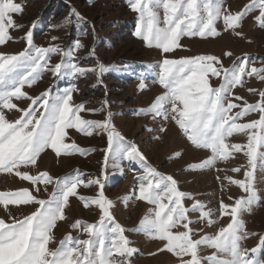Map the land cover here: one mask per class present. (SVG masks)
<instances>
[{"label":"snow or ice","instance_id":"snow-or-ice-1","mask_svg":"<svg viewBox=\"0 0 264 264\" xmlns=\"http://www.w3.org/2000/svg\"><path fill=\"white\" fill-rule=\"evenodd\" d=\"M132 12L137 13V24L134 35L142 39L146 46L156 47L163 53H170L180 46L181 37H215L219 35L216 22L223 20L224 30H235L240 27L242 19L259 9L255 17L258 26L264 28V0H251L243 11L232 14L223 8V0H128ZM163 10L161 21L159 9ZM23 7L14 0H0V45L11 37L9 28L14 25L12 14H22ZM78 16V13H74ZM161 24L163 26H161ZM34 27V25H33ZM239 35V33H237ZM55 39V38H53ZM27 47L17 54H0V172L14 173L23 181L31 183L36 192L38 185H52L53 190L48 199H39L28 189L17 192H0V205L7 210L8 205H36L31 214L22 219H13L6 223L0 219V264H131V259L138 251L130 246L131 241L125 236V229L115 221L110 209L112 202L102 191L96 198L78 197L84 207L89 204L99 208L100 217L96 223L82 224L77 220L71 225L74 230L82 229L87 239L73 238L70 234L59 242L55 250L49 248L53 241L52 230L58 221L66 219L65 208L69 198L77 196V189L91 184L103 188L102 179L84 183L79 174L54 179L47 172L29 175L21 171L30 165L37 164V158L45 149H51L57 157L70 156L84 152L74 143H65L68 129L91 136L97 129L107 134L105 162L110 157H120L129 161H139L144 175L138 178V194L135 199L154 205L149 209V216L139 221L137 232H142L150 239L161 242L158 252L167 251L180 258L181 264H264L255 256L249 257L248 250L243 249L241 242L248 237L244 231L241 215L258 205L260 197L255 189L256 171L264 173V103L245 107L235 115H229L239 105L231 102V90L243 83L242 77L255 74L264 80V68L253 67L246 73L245 64L225 68L213 55H199L180 60L164 59L158 73L159 85L165 89L164 94L155 98L147 113L154 117L169 118L179 127L186 139L194 148L210 150L211 156L191 170L209 168L217 160L226 161L233 152L246 149L245 155L249 170L244 172L243 180L226 177L236 184L245 197L236 199L234 205L219 204L220 216L230 215V222L214 236L204 235L193 239L194 230L190 227L194 221L189 213H199V222L212 226V211H205V206L195 202L190 208L183 201L191 199L178 189L177 181L170 175H163L148 166L146 158L135 144H130L111 125L110 118L104 121L84 119L81 113L86 111L84 104H73L74 86L52 95L46 90L41 96L32 98L23 91L25 86L35 84L46 69H49V58L60 53L58 47H37L33 43V32L26 36ZM79 49L81 44L76 43ZM69 49L62 57H71ZM231 55V53H225ZM215 65H220L216 67ZM57 78H75L83 75L85 69L78 67L71 60L62 59L50 69ZM99 71H104L100 66ZM223 74V75H222ZM210 77H220L219 87L210 85ZM140 90L145 88L141 77ZM250 91H252L250 89ZM261 97H264L262 92ZM29 99L32 103L27 109H20L13 102ZM236 100L241 97H235ZM36 107H33V106ZM15 109L22 114L14 122L6 119L4 110ZM94 111V110H87ZM258 111L260 119L251 123H237V120L249 112ZM111 113H109L110 117ZM259 129L257 132H250ZM161 132L165 131L161 127ZM249 133L246 145L229 144L227 138L235 133ZM180 155L179 153L176 154ZM239 172V168L233 169ZM155 177V179H152ZM165 201H167L165 203ZM152 217V218H150ZM182 227L184 231L173 232ZM264 245V237L260 238ZM200 246L214 249V253L201 258ZM259 247V246H258ZM255 254L258 248L250 250ZM155 254V253H153ZM186 258V259H185Z\"/></svg>","mask_w":264,"mask_h":264},{"label":"rangeland","instance_id":"rangeland-1","mask_svg":"<svg viewBox=\"0 0 264 264\" xmlns=\"http://www.w3.org/2000/svg\"><path fill=\"white\" fill-rule=\"evenodd\" d=\"M23 7L22 14H12L14 25L21 27L9 28L11 37L0 45V54H17L27 47L26 34L32 30L33 43L37 47H58L60 53L49 58V69H46L40 79L31 87L25 86L23 91L27 96L36 98L46 90L54 96L70 86H74L73 104H84L86 111L82 118L93 121H104L110 118L112 127L125 137L130 144H135L146 158L148 166L163 175H170L177 181L178 189L189 194L191 199L183 201L190 208L195 202L211 210L214 221L212 226L207 222H199V213H189L194 221L190 227L194 230L193 239L204 235L214 236L220 228L230 222V215L220 216L219 204L234 205L236 199L246 194L226 177L243 180L244 172L249 170L246 149L233 152L226 161H219L214 166L191 170L192 166L203 162L211 156L210 150L194 148L183 135L179 127L171 119L170 106L167 121L162 116L154 117L147 113L155 98L164 94L165 89L158 82L160 65L164 59L180 60L199 55H213L220 60L225 68L245 64L246 73L253 67L264 68V28H260L255 19L259 9L249 12L235 30H224L223 20L216 22L219 35L206 38L181 37L180 46L170 53H163L156 47H148L142 39L134 35L137 24V13L130 9L128 0H14ZM251 0H223L222 7L232 14L243 11ZM74 13H78V16ZM161 21L163 10L159 9ZM34 25V27H33ZM161 26H163L161 24ZM239 33V35L237 34ZM55 38V39H53ZM76 43L82 45L79 49ZM72 50L71 57H62V53ZM231 53V55H225ZM62 59L71 60L78 67L85 69L83 75L75 78L57 79L50 70ZM103 66L104 71H99ZM220 67V65H215ZM223 75V74H222ZM264 75V73H262ZM141 77H147L143 82L145 88L140 90ZM210 85L219 87L220 77H210ZM243 83L231 90V102L239 105L232 109L229 115H235L245 105L264 103V80L257 75L245 74ZM250 89L252 91H250ZM235 97H241L236 100ZM18 108L27 109L32 103L29 99L13 101ZM33 107H36L35 105ZM94 110V111H87ZM6 119L14 122L21 112L4 110ZM109 113H111L109 117ZM260 119L258 111L249 112L237 120V123H251ZM161 127L165 131L161 132ZM252 129L250 132H257ZM249 133H235L227 138L229 144L246 145ZM65 143L75 144L84 155L74 153L70 156L56 154L49 148L37 158L36 165L22 168L29 175H39L47 172L54 179L65 176L79 177L84 183L90 180L102 179L103 188L91 184L77 189V196L69 198L65 208L66 219L58 221L52 230L53 241L49 248L55 250L59 242L67 235L73 238L87 239L82 229L74 230L71 225L77 220L82 224L96 223L100 217L99 208L89 204L85 208L78 198H96L100 191L112 202V213L115 221L125 229V236L131 241L130 246L138 251L131 259V264H181L180 258L167 251L158 252L162 244L150 239L142 232L135 231L140 227L139 221L149 216V209H154L144 201L135 199L138 194V178L144 175V169L139 161H129L122 156L110 157L105 162L107 134L100 129L93 135H84L75 129H68ZM264 151V149H261ZM179 153L180 155H176ZM239 168V172L233 169ZM255 189L260 202L249 211L244 212L240 219L244 223V231L249 235L241 242L243 249L248 250L249 257L264 261V173L257 169ZM155 179V177H152ZM39 192L30 182L23 181L14 173L0 172V192H17L28 189L39 199H48L53 190L52 185H38ZM167 201H165L166 203ZM36 205H8L6 210L0 205V219L12 223L13 219H22L31 214ZM152 218V217H150ZM184 231L182 227L173 232ZM259 246V247H258ZM258 248L253 254L251 249ZM214 249L200 246L198 254L203 259L214 253ZM155 253V254H153ZM186 259V258H185ZM206 264V262H205Z\"/></svg>","mask_w":264,"mask_h":264}]
</instances>
